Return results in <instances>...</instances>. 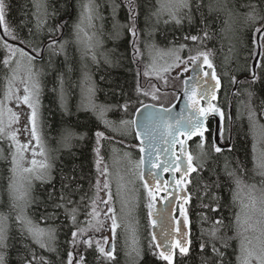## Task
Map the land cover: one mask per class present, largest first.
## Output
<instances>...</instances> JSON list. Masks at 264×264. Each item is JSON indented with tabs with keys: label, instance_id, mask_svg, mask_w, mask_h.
I'll return each mask as SVG.
<instances>
[{
	"label": "trees",
	"instance_id": "obj_1",
	"mask_svg": "<svg viewBox=\"0 0 264 264\" xmlns=\"http://www.w3.org/2000/svg\"><path fill=\"white\" fill-rule=\"evenodd\" d=\"M5 2L8 4L5 24L10 32L19 39H12L11 35H6V39L0 32V62L9 55L5 42L16 48H23L25 51L28 49L29 51L26 52H30L32 56L36 57L35 67L38 72H41L39 82L42 123L45 136L52 147L51 180L45 179L44 182L35 180L33 182L32 203L26 210V214L42 225H52L57 229V252L50 253L40 249L26 236H22L19 225L11 222V239L8 241L10 247L7 249L8 264H23L21 258L24 257L31 259L29 248L35 251L37 257L43 256L52 264H67L69 251H72L73 254L82 253L87 264H120L123 260V252L119 245L120 239L115 241V259L108 260L101 256L96 249L98 231L92 229L82 234L77 239L75 248L71 243V233L76 231L77 227H84V225L86 227L87 221L92 217L85 213L92 210V200L97 202L102 192V190L99 191L97 196L96 181L99 179L102 186L104 183L102 178L107 176L101 175L98 171L97 160L103 158V162L99 165L100 170H103L101 166L107 164L109 167L108 152L112 146L137 147L138 142L132 127V136L114 133L96 118L90 108L82 107L79 86L83 75L88 74L94 83L96 103L113 107L107 117L113 121L131 119L133 116L124 114L120 106L131 99L133 107L129 108V113H132L140 105L135 103L137 99L143 103L152 101L164 105L170 104L183 87V81L189 73L191 63H186L184 66L187 67V71L170 68L167 72L164 70L156 72L149 69L147 55L143 57L137 55L134 59L132 36L128 27H121L130 25L127 7L121 4L114 16L113 0H94L95 16L99 14L103 21L97 31L101 37L98 62H93L90 55H81L83 52L79 50L77 38L76 25L80 24L82 14L85 12L84 5L89 3V0H51L55 7V15L48 19L44 32L38 38L43 41L41 44H37L36 40L29 36L30 28L35 32V20L31 15V0H5ZM115 2L121 3V0H115ZM136 2L140 13L137 28L140 41L143 42L147 39L144 34L146 27L144 17L147 14L148 0H136ZM205 16L206 21L201 22L200 14L195 13L191 24L187 20L179 25L174 22L165 24L163 20L159 23L155 21L151 23L152 40L159 50L179 49L187 59L190 56H195L198 52L209 54V61L216 66L217 72L222 78V87L216 101L222 114L221 139L224 142H230V145L222 148L219 153L215 151L217 147L214 135L215 123L210 120L204 138L196 139L191 143L193 158L197 164V171L192 174L190 183L186 181V186L191 194V200L187 205V212L192 221L191 244L186 254L177 249L171 264H202L203 253H201L200 245L208 240V236L203 230L207 229L217 216L223 215L227 223L234 220V214L239 211L240 197L233 202L230 189L234 188V185L228 182L224 175L226 163L229 170L238 169L241 166L247 167L249 169L246 177L247 184H259L260 180L258 176L253 178V173L250 171L253 145L259 128L250 129L246 107L245 115L239 116L238 105L245 106L240 101L247 102V96L238 95L237 92L238 90L243 92L246 88L253 91L255 96L252 98V107L258 114L260 113L261 101L264 100V33L261 34L262 49L255 74L257 80L255 83H248L252 80V63L257 51L255 29L261 25H245L241 21H237L233 25L234 32L229 31L222 34L220 29L223 27L224 17L221 15L220 18H216L215 14L207 16L206 10ZM92 24H95L94 21ZM114 24L117 25L116 28L113 27ZM58 25L61 27L58 28ZM50 29L54 30L51 36L48 35ZM204 31L208 32V39L197 41L185 39L186 36L203 37ZM30 39H33L31 45L14 43V41L21 43V40ZM50 39L59 40L65 44V49L60 51V45L57 44L56 48L59 54L50 56V50L46 47ZM180 45H185V47L181 49ZM139 46L142 48L143 44L141 43ZM33 47H36L37 51H32ZM101 53L108 56L109 63L104 62L100 56ZM146 72L147 75H145ZM6 75H10V73L0 63V99L7 86ZM233 77L244 83L234 84ZM234 88L235 90H233ZM144 92L149 95H143ZM152 93H155L160 99L153 100ZM62 94L67 97V106L62 102ZM231 104L233 105V118L230 114ZM257 118L260 124H264V117L258 115ZM66 130L75 133V138L71 141L70 146H66L64 141ZM261 131L264 133V130ZM97 132L104 133V137H106L100 138L99 143H97ZM126 141L132 142L129 144ZM199 143L203 146L201 147ZM7 144V140L0 139V146L4 147L5 156H8ZM198 146L204 152L205 159L203 161L197 159ZM97 148H99V155L96 152ZM10 160V156L6 160L0 159V201H2L0 202V212L5 214L10 211L5 191L7 183L5 177L9 175ZM216 174L220 176L222 187L217 189L213 186L206 195L205 185L212 184L216 179ZM68 175L75 177L73 187L80 186V191L73 197L79 204L77 223L74 225L71 218L67 217L62 209L56 210L58 219L55 221L42 220L41 217L54 210L53 201L49 200V193L58 197L61 190V177ZM139 184L142 186L145 196L142 202V214L139 221L136 219L140 225L139 237H142V248L134 264H169V261L160 256L151 234V223L147 211L149 195L141 177ZM238 191L240 192V190ZM213 193L221 197L218 202L211 199ZM82 196L85 198L81 202ZM102 200H107V197H103ZM217 203L220 204V211L214 213L210 208L215 207ZM205 205L210 207H205ZM15 215L16 212L12 211L13 220ZM203 216H206L208 220H203ZM236 231L243 232L241 228L233 225L228 229L227 234L232 236ZM89 237L92 239L90 248L81 242ZM238 243V239L230 241L231 247L228 249V255L233 262L235 257L232 252L233 249L238 248Z\"/></svg>",
	"mask_w": 264,
	"mask_h": 264
},
{
	"label": "snow or ice",
	"instance_id": "obj_2",
	"mask_svg": "<svg viewBox=\"0 0 264 264\" xmlns=\"http://www.w3.org/2000/svg\"><path fill=\"white\" fill-rule=\"evenodd\" d=\"M121 4L127 7L128 18L130 25L121 26L128 27V31L132 36V45H133V56L134 59L137 55L143 57L147 55L148 58L153 59L155 54L170 55L173 54L172 50L169 49L168 52H161L158 49L155 42L152 40L153 29L151 27L152 21L159 23L161 20L165 24L169 22H174L177 25L181 24L184 20H187L190 24L194 20V14L199 13L201 22L206 21L205 10L207 16L216 15V18H220L222 15L223 27L220 29L222 34H226L229 31L234 32L233 25L237 21H241L245 25H255L260 24L261 27L255 29L258 33H264V0H148L147 4V14L145 15V39L143 42L139 38V30L137 28V20L139 17V6L136 0H121V3H116L113 0V15L115 16L118 8L121 7ZM32 12L31 15L35 20V32L33 29H29V36L36 40L37 44L43 43L42 40H39V36L44 32L47 25V21L51 16L55 15V7L52 4L51 0H31ZM8 4L5 0H0V25L4 28L5 35H11L12 39H19L14 33L10 32L8 26L5 24V16ZM85 12L87 13L86 19L91 26L94 19V0H89V3L84 5ZM84 16L82 14L81 23H83ZM58 28L61 26H57ZM114 28L117 27L116 24L113 25ZM77 28V38L79 39V33L83 31L80 24L76 25ZM54 30H49L48 35L51 36ZM117 35L119 33L117 32ZM209 35L207 31H204L203 37L191 36L185 37V39H191L192 41L208 39ZM33 39L30 40H21L23 44L31 45ZM91 39V38H89ZM143 44L141 48L139 45ZM60 45V51H63L64 44L57 39H50L46 47L50 50V56L58 55L56 45ZM5 46L9 51V55L6 56L2 62L4 67L8 69L10 75H6L5 79L7 81V87L4 94V100L11 101L14 97L16 101H23L27 104L29 108L32 109L31 122H32V136L36 138V109L31 97L38 94L40 83L39 76L41 72L35 70L34 60L36 57L31 56L23 48H16L12 45L5 42ZM185 45H180V48H184ZM91 50V46H89ZM32 51H37L36 47L32 48ZM17 53H19L20 58L17 59ZM207 52H198L195 56H190L187 61H181L180 56L177 54L175 61L172 65H169L168 68H165L164 71H169L172 67H180V63H191L196 65L198 61L203 58V63L207 64L209 68H213V65L209 62ZM101 58L105 63H109V58L106 54L101 53ZM26 58V60H24ZM93 62H98L97 55L92 54ZM151 66V65H150ZM24 71L26 73V80H21L23 83V92L24 95L21 97L18 93L19 88H14L13 82L19 79V73ZM184 71H187V67L184 68ZM195 71V69H194ZM147 75V72L145 73ZM205 76L208 73L204 74ZM213 79H216L215 72L212 73ZM193 81L192 86L189 88V81H185V90L184 95L189 97L192 102V107L194 108V114L189 116L185 121L183 117L180 119L172 121L171 117L168 115L170 112L169 109H163L159 112H146L144 114V119L140 120L138 117L141 114L140 108H135L132 113H129V108L133 107V101L131 99L127 100L122 106V111L124 114H130L133 117L131 119H120L118 121H113L107 118V114L113 110L112 106L97 104L94 102V87L91 86L88 81L90 78L85 74L81 82V91H82V105L85 108H90L93 113L96 115V118L101 121L108 129L112 132L124 135V129L134 127L136 132V138L141 140V151H147L149 159L153 154V151H156V145L158 141L163 140L165 143L174 144L177 143L176 135L181 131H186L188 135L199 134L203 137V132L198 131L201 128L202 121L199 119V114H202L206 109L198 108L197 95L205 96L207 95L210 89H202L200 83V76L197 73L195 76L189 78ZM257 77L255 73L252 75V80L248 83H255ZM234 84L244 83L237 81L235 77L232 78ZM207 83V81H204ZM216 87H219V80H217ZM139 92V89H137ZM238 95H246L247 102L240 101L241 104H244L248 111V120L250 129L259 128L264 130V124H260L258 115L264 117V100L261 101V111L258 114L256 110L252 107V98L255 96V93L250 89L246 88L243 92L238 90ZM143 95L147 96L149 93L144 92ZM215 98V97H213ZM153 100H159L160 97L155 93H152ZM135 103L141 104L142 107L147 110L150 106L144 105L142 101L137 99ZM155 108V105L151 106ZM8 113L7 124L4 123V113ZM218 111V109L216 110ZM19 122V116L11 108H8L4 101H0V139L7 140L8 156L11 157L9 175L5 177L7 183L5 191L8 196V208L9 213L5 214L0 212V264H8L7 261V249L10 247L8 244L9 239H11V222H15L19 225V229L22 236H26L31 242L37 245L40 249L45 250L50 253L57 252L56 242H57V229L52 225L40 226V223L34 221L26 214V210L30 207L32 203L31 193L34 189V180H39L41 182L45 181L47 177L49 181L51 180V168L50 163L44 162L39 163L32 159L30 166L24 167L22 161L24 160L23 152L28 147V145H21L16 138V132L8 131L13 124ZM18 131V130H17ZM97 143H99L100 138L104 137V133L97 132ZM75 138V133L71 130H66L64 136V141L66 146H70L71 141ZM106 138V137H104ZM264 139V136H262ZM39 143V141H38ZM183 150V142H180ZM203 145H201L202 147ZM215 151L219 153L221 149L219 147L215 148ZM97 155H99V148L96 149ZM113 152L116 153L117 150L113 149ZM36 153L33 151V156ZM40 155H44L43 149H41ZM127 155V153H125ZM8 156L4 154V147L0 146V159H8ZM102 157L97 160V169L100 171V174L103 176L108 175V166L104 165L103 170H100L99 165L102 162ZM188 164L187 168L183 171L182 177L188 176L190 172H196L197 168L192 165L193 157L188 155ZM183 163V161H181ZM251 172L254 177H259V185L257 184H247L246 177L249 169L245 166H241L238 169L229 170L228 164H225L224 175L228 182L234 185V188L230 189L232 200L235 202L239 198V191L244 188L248 189L249 192V202L245 203L243 200L240 201V210L234 214V220L226 223V218L223 215L217 216L214 220L211 221L210 226L207 229H204L203 232L207 234L208 240L202 242L200 245L202 264H264V151L257 152L255 144L253 145V155L251 159ZM179 169V165L176 166L175 170ZM167 171V168H165ZM141 179L143 175L141 174ZM65 181H67L65 183ZM75 177L68 175L61 177V190L58 197H54L53 193H49V200L53 201V212L46 214L41 217L42 220L55 221L58 219L56 215V210L62 209L64 214L67 217H70L73 224L77 223V216L79 212V204L73 199L74 195L80 191V186L77 185L73 187ZM190 183V181H188ZM179 184L180 181H177ZM219 189L222 187L220 176L216 174L215 181L212 184H206L205 194L211 191L212 187ZM144 187L148 189V195L153 197L151 188L149 187V182L145 180ZM96 190L97 196L99 191L108 190V200L112 199V193L109 190V184L107 180L104 181L103 185L99 179L96 181ZM259 192L260 195L257 197L255 193ZM85 197H81V202ZM154 199V197H153ZM187 199V198H186ZM211 199L214 201H219L221 197L216 193H213ZM2 202V201H0ZM101 203L107 206V200H101ZM149 208L151 209L153 205L150 203ZM205 207H210L205 205ZM210 210L214 213L220 211V204L217 203L215 207H211ZM16 212L14 217L11 216V212ZM108 213H112L110 219L112 220V241L109 242L107 237H104V246H101L99 241H96V249L101 256L108 260H114V252L116 249V238L117 233L116 229L119 227L117 223L116 215L114 209L109 207L107 209ZM255 212L258 215V218L253 222L252 213ZM85 215L92 217V219L87 221L86 227H77L76 231L71 233L72 235V245L75 248L76 241L82 234L94 229L95 231H101L104 227V221L99 220V212L96 211V201L92 200V210L86 212ZM151 215V212L149 213ZM181 215L184 216V223L187 224V216L184 214V209L181 208ZM203 220L207 221L206 216L202 217ZM95 221V223H93ZM156 221H153L155 226ZM235 225L237 228H242L243 232L236 231L234 235L229 236L227 231L230 227ZM133 238L131 243V251L127 252L126 255L131 256L132 252H135L136 256H139V251L135 248L136 241L134 239V230ZM163 235L167 236L169 233L166 229H162ZM251 232L254 234V239L256 241L253 244V239L244 233ZM155 239V237H154ZM238 248L233 249L232 255L235 257V261L229 257L228 249L231 247L230 241L237 240ZM83 244H86L89 248L92 247V239H83L81 241ZM182 242L177 243V247H180L182 253L186 254L188 249L186 246H181ZM125 246L129 247L128 240H125ZM159 246V245H158ZM207 250V251H206ZM31 259L26 257L21 258L23 264H52L50 260H46L43 256L37 257L34 250L31 248L28 249ZM76 255L78 259L74 258L72 251H69L67 256V264H87L85 256L77 252ZM160 256L169 261L171 264V251L169 250L168 254L161 252Z\"/></svg>",
	"mask_w": 264,
	"mask_h": 264
},
{
	"label": "rangeland",
	"instance_id": "obj_3",
	"mask_svg": "<svg viewBox=\"0 0 264 264\" xmlns=\"http://www.w3.org/2000/svg\"><path fill=\"white\" fill-rule=\"evenodd\" d=\"M93 15H94L93 21L95 24H91L90 26L86 19L87 13L84 12L83 16L85 18L83 20V23L80 22V26L81 28H83V31L79 33L78 44L80 47L79 50L83 52V54L81 55L92 56V54L95 53L98 58L99 56L98 53L100 51L99 47L101 44V37L97 31L101 27L103 21L101 20L99 14H96L97 16H95V10H94ZM89 46H91V50H89ZM64 49H65V44H64ZM168 50H161V52H168ZM171 50L173 54H170V55L155 54L153 59L148 58L149 69L151 71L158 72V71L164 70L165 68H168L169 65H172L174 63L177 54L180 56L181 61L188 60L185 56H183V54L181 53L179 49L173 48ZM26 51H29V50L27 49ZM30 55L32 56L31 53ZM16 58L17 59L20 58L19 53H17ZM24 60H26V58H24ZM185 65L186 63L182 62L180 63L179 68L177 67H172V68L178 71H183L185 68L184 67ZM34 66H35V63H34ZM35 70L38 71L36 67H35ZM84 76L85 75H83V78ZM87 76L90 78L88 83L94 87V83L91 77L88 74ZM22 79L23 80L27 79L26 73L24 71H21L19 73V79L13 82L14 88L20 89L18 94L21 97L24 95V92H23L24 85L23 83L20 82ZM79 88L81 87L79 86ZM0 101H4L5 105L8 108H11L19 116V122L13 124L12 127L8 129V131L16 132V138L21 145H28V147L23 152V155H24V160L22 161L23 166L24 167L30 166V162L32 159H35L38 162V164L47 162L52 165L51 163V148L52 147L50 143L48 142V138L45 136L43 123H42L40 88H39L38 94L31 97V101L33 102L34 107L36 109V122H35L36 138H34L31 134L32 127H33L32 122H31L32 109L29 108L27 104L23 103L22 100L19 102L16 101L14 97L12 98L11 101H6L4 100V95H3ZM62 102L64 103L65 106L68 105L67 97L64 94H62ZM94 102L96 103L95 99H94ZM80 103H81V106L84 107L82 105V91H80ZM230 108H231V105H230ZM238 114L239 116L245 115V106L238 105ZM7 121H8V113L7 111H5L4 123L7 124ZM132 128L130 127L128 129H124L123 131L125 132V134H128V136H132L131 134ZM262 136H264V133L259 129L255 137V147H256L257 152L264 151V139H262ZM41 149H43L44 155H40ZM113 149H116L117 152L114 153ZM33 151H35L36 153L35 156H33ZM198 151L199 153H198L197 159H200V161H203L205 159V156L200 146H198ZM108 153H109L108 154L109 155L108 175L107 177L102 178V181L107 180L109 184V190L112 193V199L108 200V195H107L108 190H105L106 193L104 192V190H102L100 197L96 202V211L100 213V215L98 216V219L104 221V227L101 229L102 233L96 238L97 239L96 241H99L101 246H104V237H107L108 240H112V231H111L112 220L110 219L112 213H108L107 211V209L111 207L112 209H114L117 223L119 224V227L116 229V233H117L116 239H120V242H119L120 250L123 252V260L121 261L120 264H134V262L137 260L139 256H136L135 252H132L131 256L126 255V253L131 251V243H132V238H133L132 230H134V239L136 241L135 248L139 251V254H140V251L142 248V237H139L140 236L139 232L141 230H140V225L138 221L142 214V202H143V199L145 198L144 190L142 186L139 184V179L141 175H140L139 165L136 164L135 162L137 161V155L134 152H131L130 150H128L127 148L123 149L122 146L121 147L112 146V148H110ZM125 153H127V155H125ZM130 159H134L135 161L129 162ZM101 168H104V166H101ZM45 179H48V178L46 177ZM255 195L259 197L260 193L257 192L255 193ZM105 196L107 197V201H108L107 206L101 203L102 198ZM239 197H240V201L243 200L245 203L249 202L248 189L244 188L240 190ZM240 206L241 204L239 205V210H240ZM257 218H258V215L255 212H253L252 213L253 222ZM93 223H95V221H93ZM40 226L44 227L47 225L40 224ZM244 234L253 239V244L256 243L253 233L248 232ZM126 239L128 240L129 247L125 246ZM74 258L75 259L79 258L76 255V253H74ZM75 259H74V264H75Z\"/></svg>",
	"mask_w": 264,
	"mask_h": 264
},
{
	"label": "water",
	"instance_id": "obj_4",
	"mask_svg": "<svg viewBox=\"0 0 264 264\" xmlns=\"http://www.w3.org/2000/svg\"><path fill=\"white\" fill-rule=\"evenodd\" d=\"M0 32L2 36L7 39L2 25H0ZM261 34L262 33H256L257 51L252 63L253 73L255 74L262 49ZM18 44L23 45L22 43ZM211 64L213 68H209L207 64H204L203 58H201L196 65L191 64L190 72L188 76L184 78L183 88L179 91L176 99L167 106L154 102H145L143 103L144 105L150 106L147 110L140 104L137 107L141 109V114L138 118L143 120L146 112H159L163 109H169L170 112L168 115L173 122L181 117L186 121L189 116L194 114V108L192 107V102L189 97L184 95L185 81H189L188 87L190 88L193 81L189 78L199 73L201 78L200 83L202 85L201 91L203 89H210V91H208L205 96L198 94L196 97L198 100L197 107L206 109L204 113L199 114L202 125L198 131H202L204 137L207 130V121L210 118H214L215 142L217 147H228L230 142L224 143L220 138L222 115L220 107L215 104L222 87V78L217 73L216 66L213 63ZM213 70L216 79L212 77ZM205 73H208V75L205 76ZM217 80H219L218 88L216 87ZM204 81H207V83H204ZM235 88L233 90H235ZM152 105H155V108H152ZM217 109L218 111H216ZM230 113L231 118H233V105H231ZM197 136L200 135L194 133L189 136L186 131H181L176 135L177 143L169 144L165 143L163 140L158 141L156 145L157 150L153 151L151 159H149L147 151H141L143 160L141 174L143 175V181L145 182L146 180L149 182V187L154 197L153 199V197L149 196V204L151 203L153 207L150 209L148 206V215L151 212V215H149L151 233L153 239L155 237L154 241L160 253L165 252V254H168L169 250L171 251V262L175 258L176 250H180V247L176 246L178 242H182L181 246H186L188 250L191 244V218L186 210L187 204L191 199V194L186 186V181L190 180L194 172H190L188 176L184 177H182V173L187 168L188 155L190 154L192 156L190 142ZM138 141L140 148L143 147L141 140L138 139ZM180 142H183V150ZM181 161H183V163H181ZM177 165H179V169L174 171L173 169H175ZM192 165L197 168V164L193 159ZM165 168H167V171H165ZM177 181H180V183L178 184ZM177 207H179V210H177ZM181 208L184 209V214L187 216V224L184 223V216L181 215ZM153 221H156L155 226L153 225ZM162 229H166L169 234L167 236L163 235Z\"/></svg>",
	"mask_w": 264,
	"mask_h": 264
},
{
	"label": "flooded vegetation",
	"instance_id": "obj_5",
	"mask_svg": "<svg viewBox=\"0 0 264 264\" xmlns=\"http://www.w3.org/2000/svg\"><path fill=\"white\" fill-rule=\"evenodd\" d=\"M210 120H213L214 121V119L213 118H210ZM209 120V121H210ZM208 121V122H209ZM134 136H135V138H136V134H135V132H134ZM137 139V138H136ZM196 139H201V138H196ZM195 139V140H196ZM127 143H131L132 141H130V142H128V141H126ZM193 142V141H192ZM190 145H191V143H190ZM128 150H130L131 152H134L136 155H137V161H135L134 159H130L129 160V162H131V161H135L136 162V164H138L139 165V168H140V175H141V169H142V162H143V160H142V154H141V148H140V146H139V143H138V146L136 147V146H130V145H128L127 147H126ZM124 149V148H123ZM111 157V156H110ZM103 204V203H102ZM179 207H177V209H178ZM148 211V210H147ZM101 233H102V231H98V234L97 235H101ZM109 241H112V240H109Z\"/></svg>",
	"mask_w": 264,
	"mask_h": 264
},
{
	"label": "bare ground",
	"instance_id": "obj_6",
	"mask_svg": "<svg viewBox=\"0 0 264 264\" xmlns=\"http://www.w3.org/2000/svg\"><path fill=\"white\" fill-rule=\"evenodd\" d=\"M14 43L18 44L19 42L17 43V41H14ZM18 45H19V44H18ZM147 102H151V101H147Z\"/></svg>",
	"mask_w": 264,
	"mask_h": 264
}]
</instances>
